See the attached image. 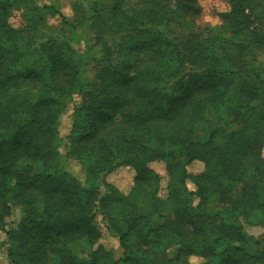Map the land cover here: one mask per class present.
<instances>
[{
  "label": "trees",
  "instance_id": "trees-1",
  "mask_svg": "<svg viewBox=\"0 0 264 264\" xmlns=\"http://www.w3.org/2000/svg\"><path fill=\"white\" fill-rule=\"evenodd\" d=\"M82 1L102 47L89 81L79 43L41 32L49 15L67 23L59 0H0V247L9 262L264 264L243 224L264 227V62L250 58L264 49V0H230L222 33L188 35L177 28L197 25L200 0ZM62 146L84 180L64 169ZM121 168L133 174L128 190L110 179ZM81 241L85 257L73 249Z\"/></svg>",
  "mask_w": 264,
  "mask_h": 264
},
{
  "label": "rangeland",
  "instance_id": "rangeland-1",
  "mask_svg": "<svg viewBox=\"0 0 264 264\" xmlns=\"http://www.w3.org/2000/svg\"><path fill=\"white\" fill-rule=\"evenodd\" d=\"M39 3H43L44 0H38ZM202 6V12L197 17V25L193 26L192 23L184 22V25L177 28L178 32H183L188 35L198 32L202 27H209L218 33H222V14L229 11L231 8L230 0H200ZM60 11L63 12L64 16L67 18V23H62L60 20L49 15L46 26L42 29V33H61L67 34L74 38L76 42L79 43L78 47L85 52L83 53V67L82 76L84 81H89L94 77L95 73V60L100 58L102 55V47L96 44L93 40V34L89 27V12L87 6L82 0H59L57 3ZM23 10L16 8L13 10V22L19 23L23 20ZM90 45V48H88ZM83 52V51H82ZM251 59L255 63L264 62V49L257 48L252 51ZM72 107L61 117L60 119V132L62 135L69 131L71 126V113ZM62 154V163L64 169L73 173L81 180L85 179V169L80 161L75 158L66 156V149L64 146L60 148ZM152 166L158 171L164 173L163 163H152ZM192 172H198L202 170V165L196 163L191 166ZM130 170H125L123 168L117 170L110 176L116 184L124 189L128 190L130 188L133 174ZM19 217V211L16 210L14 214L9 218V226L13 224ZM100 225L104 231L103 242L110 247L115 249L117 257H121L123 254L122 249L119 246L118 240L107 232L103 226L102 220H99ZM245 225L247 240L246 246L252 250L257 251L264 249V227L258 224L243 223ZM74 251L80 256L85 257L87 253V244L83 241L77 243L73 247ZM178 252V246H173L170 249V256L175 257ZM213 260H198L196 263L199 264H211ZM0 264H11L6 255V251L3 247H0Z\"/></svg>",
  "mask_w": 264,
  "mask_h": 264
},
{
  "label": "clouds",
  "instance_id": "clouds-1",
  "mask_svg": "<svg viewBox=\"0 0 264 264\" xmlns=\"http://www.w3.org/2000/svg\"><path fill=\"white\" fill-rule=\"evenodd\" d=\"M197 259L198 258L195 256L190 257V261L192 262V264H196Z\"/></svg>",
  "mask_w": 264,
  "mask_h": 264
}]
</instances>
